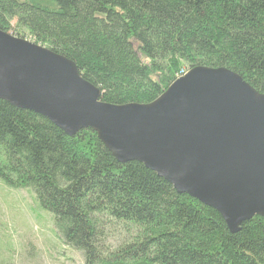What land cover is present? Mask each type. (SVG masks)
I'll use <instances>...</instances> for the list:
<instances>
[{
	"label": "trees",
	"instance_id": "trees-1",
	"mask_svg": "<svg viewBox=\"0 0 264 264\" xmlns=\"http://www.w3.org/2000/svg\"><path fill=\"white\" fill-rule=\"evenodd\" d=\"M0 30L70 59L112 104L149 103L181 67H225L264 94V0H0ZM0 180L30 189L82 264H264V218L219 213L91 129L68 136L0 100Z\"/></svg>",
	"mask_w": 264,
	"mask_h": 264
},
{
	"label": "water",
	"instance_id": "water-1",
	"mask_svg": "<svg viewBox=\"0 0 264 264\" xmlns=\"http://www.w3.org/2000/svg\"><path fill=\"white\" fill-rule=\"evenodd\" d=\"M0 100L68 136L91 129L118 162L142 163L230 232L264 218V94L225 67L189 68L149 103L112 104L70 59L0 30Z\"/></svg>",
	"mask_w": 264,
	"mask_h": 264
},
{
	"label": "rangeland",
	"instance_id": "rangeland-1",
	"mask_svg": "<svg viewBox=\"0 0 264 264\" xmlns=\"http://www.w3.org/2000/svg\"><path fill=\"white\" fill-rule=\"evenodd\" d=\"M0 264H82L81 253L63 244L53 214L33 191L8 188L1 180Z\"/></svg>",
	"mask_w": 264,
	"mask_h": 264
},
{
	"label": "built area",
	"instance_id": "built-area-1",
	"mask_svg": "<svg viewBox=\"0 0 264 264\" xmlns=\"http://www.w3.org/2000/svg\"><path fill=\"white\" fill-rule=\"evenodd\" d=\"M187 70H188V69H186L185 67H181L180 70H179V71L177 72V74H176V78H178V77L184 75V74L186 73Z\"/></svg>",
	"mask_w": 264,
	"mask_h": 264
}]
</instances>
